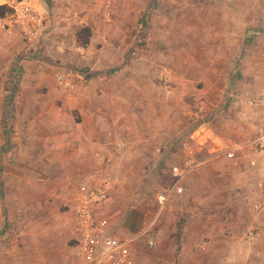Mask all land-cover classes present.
<instances>
[{
    "label": "rangeland",
    "instance_id": "1",
    "mask_svg": "<svg viewBox=\"0 0 264 264\" xmlns=\"http://www.w3.org/2000/svg\"><path fill=\"white\" fill-rule=\"evenodd\" d=\"M42 1L44 10L35 6L40 14L55 16L60 27L70 31L63 39H44L43 21L41 35L30 41L12 26L13 11L0 16V264H77L75 206L82 198L73 204L60 195L69 188L56 170V132L49 126L61 96L75 103L89 77L141 75L143 109L154 103L153 96L172 90L180 108L189 105L192 129L200 121V102L210 107V120L221 110L227 119L251 108L245 100L264 93V0ZM78 5L80 17L72 22L74 15L66 14L72 7L76 13ZM84 26L92 30L87 46L77 41ZM60 73L70 76L75 85L71 91L59 86ZM164 170L162 184H149L155 202L151 211L177 221L179 234L188 217L180 207L183 193L171 195L163 208L156 200L157 186L172 183L169 168ZM112 175L99 182L111 178L114 187L108 198L92 208L104 219L103 203L117 187ZM250 227L258 230L245 226L244 236ZM153 232L152 227L146 229L133 244L140 264H148L155 254L156 248L144 245Z\"/></svg>",
    "mask_w": 264,
    "mask_h": 264
},
{
    "label": "crops",
    "instance_id": "2",
    "mask_svg": "<svg viewBox=\"0 0 264 264\" xmlns=\"http://www.w3.org/2000/svg\"><path fill=\"white\" fill-rule=\"evenodd\" d=\"M36 6L44 10L42 0H37ZM78 8L76 13L72 7L66 14L74 15L72 22L81 14L79 5ZM43 21L44 39H63L70 32L60 27L55 16L43 17ZM88 81L84 94L72 105L61 95L59 104H50L55 109L50 116L54 124L49 126L56 132L53 158L61 184L69 188L60 191L63 201L75 204L105 176L114 174L117 187L103 203L101 213L105 210V218L117 226L113 230L121 237L137 239L152 227L157 246L148 264H264V212H254L251 207L260 193L264 153H246L257 158L256 166L246 155L230 160L209 153L204 164L182 182L180 207L188 217L179 234L177 221H166L162 212L152 213L155 202L149 195V184H162L159 179L164 169L181 159L182 141L202 132L211 137V150L221 151L230 140H246L254 135L256 120L264 118V105H251L227 119L223 110L221 114L217 111L212 120L199 121L192 129L189 105L180 108L172 90L165 91L162 97L153 96L154 103L151 100L147 108H142L146 101L142 97L141 75L109 74L89 77ZM46 140L48 143L50 138ZM164 188L167 186H157L159 190ZM112 204L116 205L110 212ZM168 223L169 232H165ZM248 225L259 230L252 242L244 236Z\"/></svg>",
    "mask_w": 264,
    "mask_h": 264
},
{
    "label": "built area",
    "instance_id": "3",
    "mask_svg": "<svg viewBox=\"0 0 264 264\" xmlns=\"http://www.w3.org/2000/svg\"><path fill=\"white\" fill-rule=\"evenodd\" d=\"M33 1L4 0L3 2L13 9L12 26L20 28L30 41L41 35L40 27L43 23V17L36 9ZM57 82L64 89L70 90L75 87L70 76L66 73L58 74ZM247 102L253 105H264V94L251 98ZM197 108L196 115L200 119V123L207 122L206 120L213 115L210 107L206 106L203 101L197 104ZM210 138V136H203V133L199 132L198 134L194 133L190 139L181 142L182 157L179 162L169 167L172 183L163 190L157 188L155 190L157 203L162 208L166 206L171 195L184 192L183 180L204 164L209 153L214 154L215 152L230 160H237L246 153L254 156L264 153V118L250 139L247 141L230 140V142L223 144L221 151L211 150ZM249 162L253 166L258 164L255 157L250 158ZM113 187L111 178L107 177L98 187L91 189L87 196L75 206L77 236L74 253L77 264H140L133 249V244L139 237L136 239L115 234L108 221L97 217L93 212V206L107 199ZM251 207L254 212H264V176L260 183L259 196L254 199ZM258 235L259 231L250 227L245 234V239L252 242ZM144 245L147 248H155L157 242L153 237H149L144 241Z\"/></svg>",
    "mask_w": 264,
    "mask_h": 264
},
{
    "label": "trees",
    "instance_id": "4",
    "mask_svg": "<svg viewBox=\"0 0 264 264\" xmlns=\"http://www.w3.org/2000/svg\"><path fill=\"white\" fill-rule=\"evenodd\" d=\"M12 9H10L8 6L0 5V16L4 17L7 12L12 13ZM92 36V30L88 26H84L81 28L77 33V41L82 46H87L90 42V38ZM210 121V119H209Z\"/></svg>",
    "mask_w": 264,
    "mask_h": 264
}]
</instances>
